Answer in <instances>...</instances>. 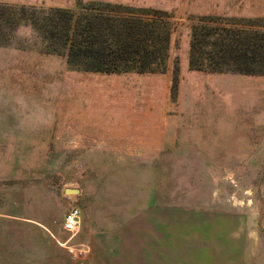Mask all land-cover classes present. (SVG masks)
Instances as JSON below:
<instances>
[{
	"label": "rangeland",
	"instance_id": "obj_1",
	"mask_svg": "<svg viewBox=\"0 0 264 264\" xmlns=\"http://www.w3.org/2000/svg\"><path fill=\"white\" fill-rule=\"evenodd\" d=\"M0 5L118 8L169 31L164 65L99 72L0 20V264H264V74L190 65L196 25L264 31V0Z\"/></svg>",
	"mask_w": 264,
	"mask_h": 264
},
{
	"label": "trees",
	"instance_id": "obj_2",
	"mask_svg": "<svg viewBox=\"0 0 264 264\" xmlns=\"http://www.w3.org/2000/svg\"><path fill=\"white\" fill-rule=\"evenodd\" d=\"M0 5V20L35 27L71 67L85 71H151L167 61L169 31L148 13L98 7L28 11ZM9 9V8H8ZM51 41V45H50ZM190 65L215 72L264 74V31L206 22L194 27Z\"/></svg>",
	"mask_w": 264,
	"mask_h": 264
},
{
	"label": "built area",
	"instance_id": "obj_3",
	"mask_svg": "<svg viewBox=\"0 0 264 264\" xmlns=\"http://www.w3.org/2000/svg\"><path fill=\"white\" fill-rule=\"evenodd\" d=\"M79 209L78 208H72L71 210H69L65 217H64V228L67 231H75L77 224L79 222Z\"/></svg>",
	"mask_w": 264,
	"mask_h": 264
},
{
	"label": "water",
	"instance_id": "obj_4",
	"mask_svg": "<svg viewBox=\"0 0 264 264\" xmlns=\"http://www.w3.org/2000/svg\"><path fill=\"white\" fill-rule=\"evenodd\" d=\"M65 192H66L67 194H77V193H79V190L76 189V188H67V189L65 190Z\"/></svg>",
	"mask_w": 264,
	"mask_h": 264
},
{
	"label": "crops",
	"instance_id": "obj_5",
	"mask_svg": "<svg viewBox=\"0 0 264 264\" xmlns=\"http://www.w3.org/2000/svg\"><path fill=\"white\" fill-rule=\"evenodd\" d=\"M63 7H65V6H63ZM66 7H68V6H66Z\"/></svg>",
	"mask_w": 264,
	"mask_h": 264
}]
</instances>
